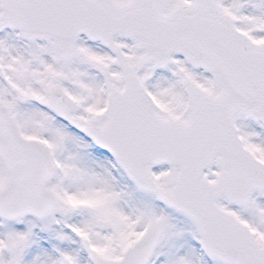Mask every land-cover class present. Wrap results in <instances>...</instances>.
<instances>
[{
  "label": "snow or ice",
  "instance_id": "6c2138e0",
  "mask_svg": "<svg viewBox=\"0 0 264 264\" xmlns=\"http://www.w3.org/2000/svg\"><path fill=\"white\" fill-rule=\"evenodd\" d=\"M0 264H264V0H0Z\"/></svg>",
  "mask_w": 264,
  "mask_h": 264
}]
</instances>
